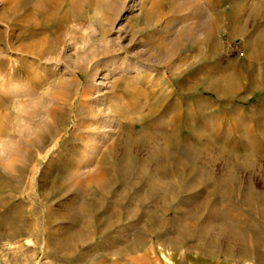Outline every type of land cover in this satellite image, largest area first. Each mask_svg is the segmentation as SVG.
Instances as JSON below:
<instances>
[{"label": "rangeland", "instance_id": "1", "mask_svg": "<svg viewBox=\"0 0 264 264\" xmlns=\"http://www.w3.org/2000/svg\"><path fill=\"white\" fill-rule=\"evenodd\" d=\"M0 29V264H264V0H0Z\"/></svg>", "mask_w": 264, "mask_h": 264}, {"label": "bare ground", "instance_id": "2", "mask_svg": "<svg viewBox=\"0 0 264 264\" xmlns=\"http://www.w3.org/2000/svg\"><path fill=\"white\" fill-rule=\"evenodd\" d=\"M154 8L152 6V10ZM13 11H14V9H13ZM212 19L214 20L213 17H212ZM211 21L209 22V25H210ZM147 24H148V22H145L144 26H146ZM2 42H3V35H2V30L0 29V43H2ZM16 69L17 68L14 67L13 72ZM17 71L19 72V77L21 79H24V80H30L31 77H32V74H33L32 70H30L29 68H18ZM79 71H81V69H79ZM117 72H118L117 71V68H112V69H109L108 71H106L105 72V75L108 74L109 76H115L117 74ZM174 73H176V71ZM174 73L172 74V77H175L176 78V76L179 73L178 72L176 74H174ZM14 74L15 73H13L12 75L14 76ZM65 81H66V78L65 77L64 78L61 77V78H58V79H55V80H52V81L50 80V83L52 84V86H54L56 83H65ZM39 87H40L39 85L36 86V87L34 86L32 89L35 91V90L39 89ZM44 95H46V97L48 98V100L50 99V101L55 100L54 99L55 97L53 96V93L50 92V91H48ZM42 99H43V95H41V97H39L37 101H39V103H43ZM10 101L11 102H14L13 100H9V102H6L5 104L10 103ZM37 115H39L38 116V120H36L37 125L41 126L44 129V128L48 127L49 124L53 126V125H55L57 123V121H59L58 118L60 117V112H59L58 109L53 108L52 106L51 107L47 106L44 109H40ZM27 117L28 118H31V115L30 114L29 115L27 114ZM2 132L3 131H0V133H2ZM40 137L41 136H39V138ZM39 142H40V139L39 140H35V141H33V145L39 146ZM18 143H19V140H16L15 138L14 139L11 138L10 142H8V144H7L10 147L9 150H8L9 153L12 154L15 151V148L18 146ZM55 163H56V157H53L51 159L50 163H49L48 172L53 168V166H54ZM97 171L100 172V174L98 176V181L101 182L102 177H103V174L105 172V163H104L103 159H101L100 161H98V163H97ZM91 179L93 181L95 179V177H92ZM28 242H30V240H28Z\"/></svg>", "mask_w": 264, "mask_h": 264}]
</instances>
